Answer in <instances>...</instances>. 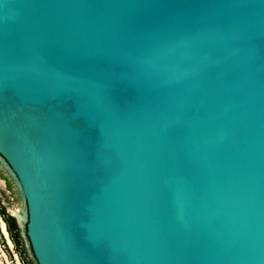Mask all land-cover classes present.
I'll return each mask as SVG.
<instances>
[{
  "label": "water",
  "instance_id": "obj_1",
  "mask_svg": "<svg viewBox=\"0 0 264 264\" xmlns=\"http://www.w3.org/2000/svg\"><path fill=\"white\" fill-rule=\"evenodd\" d=\"M0 157L36 264H264V0H0Z\"/></svg>",
  "mask_w": 264,
  "mask_h": 264
},
{
  "label": "rangeland",
  "instance_id": "obj_2",
  "mask_svg": "<svg viewBox=\"0 0 264 264\" xmlns=\"http://www.w3.org/2000/svg\"><path fill=\"white\" fill-rule=\"evenodd\" d=\"M0 172L6 174V170L2 165H0ZM6 202L8 207L12 210L13 208L20 209L23 212V202L18 195L17 190H13L12 193L6 195ZM21 233V245L12 239V235L14 236L15 233L13 230H9V235L13 241V246L11 245L10 241H8L5 232L3 230L2 224H0V244L2 245L3 249L5 250L6 254L9 256L11 262L13 264H36V261L32 255V251L30 245L28 244V239L24 234V229L19 227Z\"/></svg>",
  "mask_w": 264,
  "mask_h": 264
},
{
  "label": "flooded vegetation",
  "instance_id": "obj_3",
  "mask_svg": "<svg viewBox=\"0 0 264 264\" xmlns=\"http://www.w3.org/2000/svg\"><path fill=\"white\" fill-rule=\"evenodd\" d=\"M0 165H2L4 167V169L6 170V174L0 172V183L2 186V187H0V224H1V221L3 220L6 223L7 230H8V228H9V230H12L11 226L14 223H16L18 227H20L19 223H18L19 217H17V215L15 213V210H17V208H13L14 210L13 209L11 210L8 207V204L6 202V195L9 193H12L13 190L18 191V188H17L14 177L10 173V171L7 168V166L5 165V163L1 160V157H0ZM18 195L21 199L19 191H18ZM9 230H8V235H7L9 237L8 241H10L12 246H13L12 239L14 238V240H15V237L12 235L11 236L12 239H11V237L9 235Z\"/></svg>",
  "mask_w": 264,
  "mask_h": 264
},
{
  "label": "bare ground",
  "instance_id": "obj_4",
  "mask_svg": "<svg viewBox=\"0 0 264 264\" xmlns=\"http://www.w3.org/2000/svg\"><path fill=\"white\" fill-rule=\"evenodd\" d=\"M0 187L1 183H0ZM14 210V209H13ZM16 215L19 217V220H22L25 218V215L22 214L20 209L15 210ZM2 227H3V223L1 222ZM4 230V228H3ZM5 235L7 237V239H9V237L7 236V232L4 230ZM11 243V242H10ZM12 245V244H11ZM0 264H13L9 258V256L6 254L5 250L3 249L2 245L0 244Z\"/></svg>",
  "mask_w": 264,
  "mask_h": 264
},
{
  "label": "trees",
  "instance_id": "obj_5",
  "mask_svg": "<svg viewBox=\"0 0 264 264\" xmlns=\"http://www.w3.org/2000/svg\"><path fill=\"white\" fill-rule=\"evenodd\" d=\"M11 229H12V230L14 231V233H15L14 237H15L16 242H18V243L21 245V244H22V243H21V239H22V237H21V233H20V229H19V227L17 226L16 223H14V224L11 226Z\"/></svg>",
  "mask_w": 264,
  "mask_h": 264
}]
</instances>
